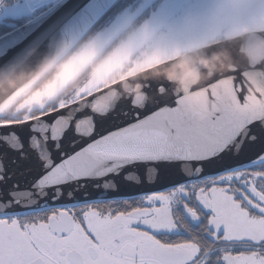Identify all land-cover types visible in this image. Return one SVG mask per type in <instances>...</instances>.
<instances>
[{
    "label": "snow or ice",
    "instance_id": "6c2138e0",
    "mask_svg": "<svg viewBox=\"0 0 264 264\" xmlns=\"http://www.w3.org/2000/svg\"><path fill=\"white\" fill-rule=\"evenodd\" d=\"M253 13L264 0H0V84L19 81L0 264H264V98L236 68L182 90L148 74L206 46L212 16Z\"/></svg>",
    "mask_w": 264,
    "mask_h": 264
},
{
    "label": "water",
    "instance_id": "95a60500",
    "mask_svg": "<svg viewBox=\"0 0 264 264\" xmlns=\"http://www.w3.org/2000/svg\"><path fill=\"white\" fill-rule=\"evenodd\" d=\"M262 19H264V14L253 13L249 15L247 19L233 26L242 25L251 21L257 23ZM226 21V23H230V26H232L229 16ZM219 50H224L227 53V58L223 60V66L212 73L205 72L203 78L193 84L202 85L211 76L228 74L230 69L236 68L239 69L241 73L245 74L239 76L237 79V84H244L246 89L245 95L259 93L261 98H264V75H262V73H264V28H252L241 31L235 35H226L221 39L207 43L204 47H196L185 54H181L166 64L154 67L148 74L157 78H163L160 75H156L154 70L173 64L179 60L181 56L189 55L196 51H203L211 54ZM254 63L257 65L255 68L252 67ZM194 67L199 68V65H194ZM18 83L19 81H14L12 78H9L3 84H0V102L3 101L5 93L15 88ZM172 87L174 88V85H172ZM145 188H147V186H145ZM125 191L134 192L137 191V189H125Z\"/></svg>",
    "mask_w": 264,
    "mask_h": 264
},
{
    "label": "clouds",
    "instance_id": "9594fccd",
    "mask_svg": "<svg viewBox=\"0 0 264 264\" xmlns=\"http://www.w3.org/2000/svg\"><path fill=\"white\" fill-rule=\"evenodd\" d=\"M227 58L224 50L214 51L208 54L203 51H196L189 55L181 56L175 63L163 66L154 70L156 75L170 80L174 89H183L185 74L191 75V82L195 83L203 78L204 73H212L223 66V60ZM194 65H199L195 68ZM203 70V71H201Z\"/></svg>",
    "mask_w": 264,
    "mask_h": 264
},
{
    "label": "rangeland",
    "instance_id": "374dc122",
    "mask_svg": "<svg viewBox=\"0 0 264 264\" xmlns=\"http://www.w3.org/2000/svg\"><path fill=\"white\" fill-rule=\"evenodd\" d=\"M227 17L228 15L212 16L210 18L209 23L206 25V34L209 36L208 43L213 42L214 39H217L220 37L221 29L224 26H226L225 20L227 19ZM256 25H257V28H264V19L258 21ZM216 32L220 33L218 37L213 35Z\"/></svg>",
    "mask_w": 264,
    "mask_h": 264
},
{
    "label": "flooded vegetation",
    "instance_id": "af4514ba",
    "mask_svg": "<svg viewBox=\"0 0 264 264\" xmlns=\"http://www.w3.org/2000/svg\"><path fill=\"white\" fill-rule=\"evenodd\" d=\"M227 21L225 20V23H226ZM232 26H230V23H226V26H224L222 29H221V35H220V37L219 38H217V39H214L213 41H215V40H218V39H221V38H223V37H225L224 35H230L232 32L234 33V34H231V35H235V34H238L239 32H241V31H245V30H247V29H252V28H257V25H254L253 27H247L246 29H244V24H242V25H237V26H233L234 24H231Z\"/></svg>",
    "mask_w": 264,
    "mask_h": 264
},
{
    "label": "trees",
    "instance_id": "16d2710c",
    "mask_svg": "<svg viewBox=\"0 0 264 264\" xmlns=\"http://www.w3.org/2000/svg\"><path fill=\"white\" fill-rule=\"evenodd\" d=\"M257 23L256 22H253V21H251V22H248V23H245L244 24V29H246L247 27H253L254 25H256ZM231 34H234L233 32L231 33ZM224 36H226V35H224Z\"/></svg>",
    "mask_w": 264,
    "mask_h": 264
}]
</instances>
